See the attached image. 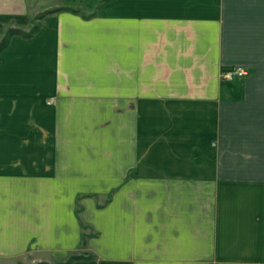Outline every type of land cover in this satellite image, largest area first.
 <instances>
[{
	"label": "crops",
	"instance_id": "0c3cea01",
	"mask_svg": "<svg viewBox=\"0 0 264 264\" xmlns=\"http://www.w3.org/2000/svg\"><path fill=\"white\" fill-rule=\"evenodd\" d=\"M58 7L0 50V264H264V0H0V40Z\"/></svg>",
	"mask_w": 264,
	"mask_h": 264
},
{
	"label": "trees",
	"instance_id": "16d2710c",
	"mask_svg": "<svg viewBox=\"0 0 264 264\" xmlns=\"http://www.w3.org/2000/svg\"><path fill=\"white\" fill-rule=\"evenodd\" d=\"M61 10H68V11L77 12V10H75L74 8L58 7V8L49 9V10L41 13L39 15V17H42L44 14H47V13L57 12V11H61ZM37 27L38 26L35 24L34 26H32V28L28 32H23L21 30L15 29V28H8L7 31L5 32L4 36L0 40V50L3 49L6 46V44L8 42V39L13 34L20 33L23 36L28 37V36H31L36 31ZM78 258H80V256H78L76 254H71L66 260H64L63 262L57 263V264H70L73 260L78 259Z\"/></svg>",
	"mask_w": 264,
	"mask_h": 264
},
{
	"label": "built area",
	"instance_id": "2783aa9c",
	"mask_svg": "<svg viewBox=\"0 0 264 264\" xmlns=\"http://www.w3.org/2000/svg\"><path fill=\"white\" fill-rule=\"evenodd\" d=\"M247 74L248 70L242 66L226 68L221 71V77L226 80H232L236 77H244Z\"/></svg>",
	"mask_w": 264,
	"mask_h": 264
},
{
	"label": "rangeland",
	"instance_id": "374dc122",
	"mask_svg": "<svg viewBox=\"0 0 264 264\" xmlns=\"http://www.w3.org/2000/svg\"><path fill=\"white\" fill-rule=\"evenodd\" d=\"M39 15L40 14H37V15H35L33 18H32V23H33V25L32 26H34L35 24L37 25L38 24V20H39ZM32 26H29V28L27 29V30H25V31H23V32H28L31 28H32ZM69 257V255L67 256V258ZM60 262H63L62 260H56V261H52V263H39V264H57V263H60Z\"/></svg>",
	"mask_w": 264,
	"mask_h": 264
}]
</instances>
